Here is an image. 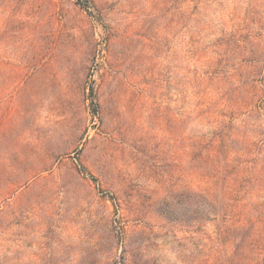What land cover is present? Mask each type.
Here are the masks:
<instances>
[{
  "label": "rangeland",
  "instance_id": "374dc122",
  "mask_svg": "<svg viewBox=\"0 0 264 264\" xmlns=\"http://www.w3.org/2000/svg\"><path fill=\"white\" fill-rule=\"evenodd\" d=\"M261 242L264 0H0V264Z\"/></svg>",
  "mask_w": 264,
  "mask_h": 264
},
{
  "label": "trees",
  "instance_id": "16d2710c",
  "mask_svg": "<svg viewBox=\"0 0 264 264\" xmlns=\"http://www.w3.org/2000/svg\"><path fill=\"white\" fill-rule=\"evenodd\" d=\"M216 172V171H215ZM245 229V226H243V225H240V226H238V229H235L236 231H238V232H240V231H242V230H244ZM261 243H264V242H261ZM262 250H263V248H262ZM248 260H251L252 258H247ZM259 255L255 258V259H253V261L251 262V264H258L259 263ZM264 264V263H263Z\"/></svg>",
  "mask_w": 264,
  "mask_h": 264
}]
</instances>
